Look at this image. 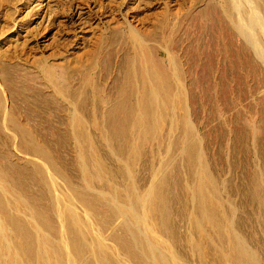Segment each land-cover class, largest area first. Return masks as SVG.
<instances>
[{"label":"rangeland","instance_id":"obj_1","mask_svg":"<svg viewBox=\"0 0 264 264\" xmlns=\"http://www.w3.org/2000/svg\"><path fill=\"white\" fill-rule=\"evenodd\" d=\"M243 5L249 8L245 0ZM133 36L150 49L143 58L158 64L161 78L172 84L171 93L184 94V110L178 109L176 118L179 122L185 118L192 138L198 140L200 158L195 166L184 160L183 127L166 126L156 135L164 142L155 138L141 144L142 156L134 163L129 153L119 156L107 140L106 118L130 67L136 68L139 79ZM80 121L91 137L92 150L90 144H81ZM97 164L105 178L99 179ZM37 166L45 178L40 179ZM200 167L214 182L218 211L223 222L228 221L225 226H231L232 234L255 255L256 264H264V62L228 21L221 0H0V194L7 204L6 213L0 207V228L4 227L0 236L18 249L14 225L29 223L30 234L40 238L35 250H45L33 257L22 253L16 264H100L102 259L101 264H113L90 246L91 235L109 256L123 264H140L127 259L114 239L126 235L128 215H114L105 219L108 227L103 226L110 209L99 199L103 195L124 208V199L136 187V195L149 200L148 192L162 175L170 187L172 237L159 230L158 237L154 229L149 237L159 238L163 249L176 254L174 264H236L229 238L224 237L222 244L209 226L208 236L202 237L205 229L200 232L192 221L198 216L195 189L203 180ZM80 191L92 197L98 210L78 203ZM71 201H76V215L84 223L83 228L76 226V234L88 236L80 238V245L86 251L94 249L89 255L82 248L85 258L83 253L76 258L70 246L63 210ZM139 208L140 215H148ZM11 213L13 219L8 220ZM146 218L150 225L162 222L152 221L150 214ZM13 220L18 222L12 224ZM46 239L51 248L57 245L54 252L62 246L66 252L59 255L58 248L56 255L50 253L43 248ZM135 249L143 255L140 247Z\"/></svg>","mask_w":264,"mask_h":264},{"label":"bare ground","instance_id":"obj_2","mask_svg":"<svg viewBox=\"0 0 264 264\" xmlns=\"http://www.w3.org/2000/svg\"><path fill=\"white\" fill-rule=\"evenodd\" d=\"M245 1L249 5L248 9L243 5V0H221V4H222V8L224 10V13L227 16L228 21H230V23L233 24L235 31L239 35H242L244 37V39L247 41L249 46L254 49V51L258 54V56L264 62V0H245ZM132 40L134 41V43L138 44V50L136 49L137 51L135 52V55H136L135 63L138 64V66L140 68L139 72H138L139 79L136 76V71H135L136 68L130 67L126 73V76H125L124 86L120 89V93L118 94V101L114 105L113 109L108 113L107 118H106V127L103 129H105L104 132L109 137V139H107V140H109L111 142V144H113L115 147H117L116 150L118 152L123 154V155L120 154L119 156L124 157V154L129 153V159L134 163L137 160V158L140 159L139 156H142L141 154L139 155V153L141 152L140 150L142 149L141 144H146V143H149L150 141L155 140V138L158 137V136L156 137L157 133L160 134L161 133L160 131H162V129H165L166 126L167 127L169 126L171 128V130H173L174 128L183 127L185 135H186L185 136V142L187 143L185 151H184L185 152L184 160L185 161L187 160V162H188L187 164H189L191 166H195V164L198 162V160L200 158V156H199L200 154L198 155V153H200V152H198V151H197L198 153L196 152L198 140L196 141V139L192 138V137H195V135L192 134L190 131L191 129H190L189 122L185 118L182 120V122H179L178 119L176 118V115H177L176 113L178 112V109L180 111L184 110V94L182 91L180 92L178 90L174 93H171L172 84L170 82H167V81L165 82L164 79L161 78V76L158 72L159 71L158 64L155 61H153L152 58L151 59L149 57L143 58V54L150 53V49L147 48L146 46H143L144 44L141 43V39L139 40L136 36H133ZM75 122H76V120H75ZM75 122L73 124H75ZM79 125H80V127L78 128V134L80 136V139L82 140L81 144L82 145L85 144L86 146H87V144H90V146H87V147H90V149L92 150V147H91L92 140H91L90 135L87 133L88 131L85 130V126H84V124L81 123V121H80ZM136 136H137V138H136ZM159 139H161L160 140V143H161V141L164 138L163 139L159 138ZM159 139L157 138L158 141H159ZM188 141H190L192 143L189 144ZM162 142H164V141H162ZM175 143H176V141L173 140V144H175ZM182 149L184 150V148H182ZM36 151L40 152L39 150H36ZM114 154H116V152ZM132 162L129 161V163H132ZM97 165H98L97 175H98L99 179L105 178L106 176L104 177L105 173L103 174V168H101V164L100 165L97 164ZM128 165H130V164H128ZM36 170L39 174L40 179H43L46 177V173L44 172V170L40 166H37ZM128 171H129V169H128ZM205 171H206V169L203 170V168L200 167V172L203 174V177H202L203 180L200 183L198 182L199 184H198L197 188L195 189V192L197 194L195 196L196 197L198 196V198L196 199L198 201V202L196 201L198 203V206H197L198 209H196L198 212V216H196V217L191 216L194 218V220H192V221H194L193 223L195 224L197 230H199L200 232L204 231V229L206 231V229H207L206 227H208V226L211 227V230L214 229V231L219 235L218 238H220V239L222 238L221 241L225 239L224 237L229 238L232 241L231 243L233 244V246H232V244H231V246L233 247V250H234L233 263H236V264H256V262L254 260L255 255L246 249V247L240 242L241 239L239 240L237 238L238 236L236 237L232 234L231 226H227V225L225 226V224L228 221L226 220V223H224L225 222L224 221L225 220L224 215H221L219 213L221 211V209H220V211H218L221 204L219 205L217 203L218 200H217L214 182L210 179L209 175L206 174ZM88 173H89V171H88ZM129 173H130V171H129ZM159 173H161V172H159ZM125 174H126V172H125ZM130 174H129V177H130ZM126 176H127V174H126ZM167 176H169V175H167ZM94 178L95 177H93L91 175L88 176V179L90 182H92L94 180ZM126 178H128V177H126ZM169 178H171V177H168V180H169ZM130 179H132V178L130 177ZM132 180H134V179H132ZM133 182L132 183L134 184V187H135L136 186L135 181H133ZM155 182L158 184L154 185L153 189L150 188L152 190L150 192H148L149 194L147 196V197H149V200H144L143 198L138 197L136 195V191H134V189H136V187L134 188L132 186V183H131L130 186H132L134 189L133 190L131 189V191L128 193L129 194L128 197L125 196V197H127L126 198L127 200L124 199V201H127V203H125L126 205L124 204L125 205L124 208L119 206L118 204L114 203L113 201L108 200L107 198L105 200V197L103 195H102L103 196L102 197L101 194H100V196H101L100 199L98 198L100 201L101 200L104 201L103 203L106 204V205H104L105 208L107 207V205L109 206V207H107L106 210H108V208L110 209V210H108L110 212H106L107 216L105 215L106 218H104V220H103V226L108 227L106 220H108L109 218H112V216H114V215L120 214V216H121V213L122 214L124 213V217L126 214L128 215V221H125L126 222L125 225L122 224L123 226H125V229L123 228V230L127 231V232H125L126 235L125 234L121 235L120 238L116 237L114 239L115 240L117 239L118 242L115 240L114 241L116 243H118L117 245H119L121 250H123V252H125V255L127 254V256H126L127 259L132 260V263L134 261L135 262L138 261V262H140V264H171L172 262L174 264V261L176 259L174 256L175 253L172 252V250L170 251V249L168 247H167L168 249L162 248L165 246L164 243H161L162 240L160 241V240H158L159 238L156 239V237L152 238V236L149 237L150 234H152L153 229H154L155 235L159 231H163V232H165V234H167L170 231L169 229H171V228H169V225H168L169 221L171 219L170 214H169V213H171L170 212L171 210L169 211V209L171 207L169 206L170 202H169L168 197H167V194H168L167 192L169 191L168 189L170 188L168 181H167V178L165 180V178L162 175V176L158 177V179ZM111 183H113V182H111ZM89 184H90V186L92 185L91 183H89ZM110 187H112V186H110ZM113 187H114V185H113ZM171 187H172V185H171ZM127 188L130 189L129 187H127ZM115 189H113V191ZM128 189H125V190H128ZM118 190L120 191L119 188H118ZM118 190H115L116 194L119 192ZM121 192H122V194L125 193L123 191H121ZM191 192H192V190H191ZM195 192H194V194H195ZM80 193H83V192L80 191ZM83 194H76V200L78 201V203L81 204V206L88 208L89 210H98L99 207L96 204V202L92 199V197L88 196L89 194L88 195L85 193H83ZM122 194H121V197H122ZM126 195H127V193H126ZM116 196L119 197L120 195L118 194ZM262 198H264V197H262ZM112 199H114V198H112ZM3 200L5 201V199L2 197V194H0V207H1L2 211L5 210V213H6L7 204H5ZM55 200H53V201H55ZM57 200H59V198H57ZM64 201H63V206H64V204H66V202L64 203ZM115 201H117V200H115ZM193 201H195V200H193ZM259 201L261 202V200H259ZM56 202L58 203V201H56ZM73 202H76V201H73ZM73 202L71 201L65 206V211L63 210L64 215H65L64 219H66V216H67L68 223H66V222L65 223L68 224V230H67L68 232L67 233L70 237L71 249H72L74 255L76 256V258H79V257L82 258V256H81V254L83 253L82 250L85 248H83V246L80 245V243H81L80 238L81 237L84 238L87 235L86 236H80L79 234H76L78 232V229L76 231V226H78L77 228H79V229H80V227L83 228L82 224H84V223L81 222L80 218L77 217L76 210L73 206ZM61 203H62V201H61ZM119 203H120V201H119ZM59 204H60V201H59ZM218 205H219V208H218ZM51 206H53V205H51ZM59 207H57V208L59 209V211H61L60 210L61 208H59ZM139 207H141L143 210L147 211L148 215L150 214L152 221H156V219L160 218V220L162 222L157 223V221H156V222H154L155 224L151 223V225H150L149 222L145 221L147 219L146 217L148 215L145 216V215L139 214V211H138V209L140 210ZM143 210H141V212ZM43 213H41V214L44 217ZM11 215H12V213L8 214V216H7L8 220L13 219L12 218L13 215H12V217H11ZM38 216H39V214H38ZM43 217L42 216L39 217V220H41L42 222L47 224V227H49V224L44 220ZM114 217L116 218V216H114ZM190 219H192V218H190ZM14 220L11 222L12 224H14L15 222H18L17 221L18 219L16 221H14ZM0 221H1V219H0ZM66 221H67V219H66ZM2 222L6 223L4 221H2ZM170 223H172V219H171ZM152 224H154V225H152ZM28 225H29V223L24 224V225L17 223L14 225L15 228L17 229V232L19 234V239H20L19 244H18V249L15 248V250H14L13 246L9 247L10 244L8 245L6 238H4V237L2 238L0 236L1 237L0 238V247L4 250V252H2L3 254L0 253V264H16L18 261H20V260H18V257L21 256L22 253H24L25 256L28 255L31 257H33L34 255L36 256V254L38 255V253L41 255L40 251H43V249L41 248L42 249L41 250V249L37 248L35 250V248H34L35 246L39 247V245H38L39 241L38 240L40 238H38L37 240L33 238V236L30 234ZM170 227H172V225ZM1 228H4V227H1ZM1 228H0V230L3 231V229H1ZM155 229H156V231H155ZM2 231H0V232L2 233ZM83 231L85 234L86 233L85 231H88V230L85 229ZM214 231H212V232H214ZM123 232H122V234H123ZM197 232L198 231H196V233ZM160 233H162V232H159V234L157 233L158 237H159V235H161ZM174 233H173V235H174ZM203 233L204 232H202V234ZM207 233L208 232L206 231V236L203 234L202 237L204 236L206 238L208 236ZM90 234H91V232H90ZM170 234H172V232L167 234V236ZM217 234H216V236H217ZM39 235L40 234H38V236ZM155 235H153V236H155ZM200 235H201V233H200ZM41 237H46V236L42 235ZM91 237H92V244L93 245L91 244L90 246H92V247L94 246L93 248L96 249V253L100 252L99 254H102L104 256L105 255L108 256L107 257L108 259L106 257H105V259L110 260L113 264H123L119 258H116L114 256H109L108 254H106V248H103L102 245L98 244L97 238L95 235H91ZM173 237L175 239V236H173ZM209 237H211V234L209 235ZM209 237H208V239H209ZM87 238H88V236H87ZM201 238H200V240H202ZM211 239H210V241L212 242L213 240H211ZM42 240H44V238H42ZM217 240H219V239H217ZM45 241L48 242V245H46L45 242L42 241L46 245V247H43V248L44 249L48 248L47 250L50 251V253H53L56 255V251L60 247H58L56 249V251L54 252L53 248H56L57 245H56V247H53V246H55L53 244V246H52L53 248H51L50 241L47 239ZM200 242H202V241H200ZM223 242H225V241H222V244H224ZM17 243H18V241H17ZM87 245H88V243H87ZM135 245L137 247L141 248V250L143 251V255H141V256H139L140 254L138 255V253L141 252V251L137 252L138 249H137V251H136V249L134 251ZM168 245H170V244H168ZM67 246H69V245H67ZM199 246H201V244ZM169 247H171V246H169ZM89 248H88V250L92 249V248H90V249ZM195 248H196V246H195ZM94 249H92V252ZM195 250H197V249H195ZM200 250H202V249H199V251ZM202 251H200V252H202ZM64 252H66L65 246L64 247L62 246L60 249H58L59 255H63ZM88 252L92 253L91 251H86V249H85V253L89 254ZM85 253H83L84 258H85L84 255H86ZM96 253H95V255L99 256V254H96ZM42 254H45V253H42ZM222 254L224 255V253H222ZM6 255H9V258H6L7 257ZM46 256H48V255H46ZM225 257L227 258V256H225ZM67 258L71 259L68 256H67ZM6 259H8V260H6ZM42 259H44V258H42ZM223 259L225 260V258H223ZM102 260H100V261L102 262ZM100 261H99V263L101 264ZM93 262H91V263L93 264ZM97 262H98V259H97ZM42 264H44V263H42ZM69 264H71V263L69 262ZM137 264H139V263H137Z\"/></svg>","mask_w":264,"mask_h":264}]
</instances>
